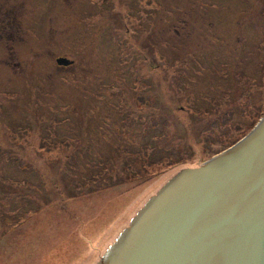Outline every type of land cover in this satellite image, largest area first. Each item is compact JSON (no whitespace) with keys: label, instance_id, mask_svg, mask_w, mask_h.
<instances>
[{"label":"rangeland","instance_id":"374dc122","mask_svg":"<svg viewBox=\"0 0 264 264\" xmlns=\"http://www.w3.org/2000/svg\"><path fill=\"white\" fill-rule=\"evenodd\" d=\"M9 1L32 32L0 39V264H98L264 117V0ZM144 146V179L112 186Z\"/></svg>","mask_w":264,"mask_h":264},{"label":"water","instance_id":"95a60500","mask_svg":"<svg viewBox=\"0 0 264 264\" xmlns=\"http://www.w3.org/2000/svg\"><path fill=\"white\" fill-rule=\"evenodd\" d=\"M98 264H264V117L202 167L175 175Z\"/></svg>","mask_w":264,"mask_h":264},{"label":"trees","instance_id":"16d2710c","mask_svg":"<svg viewBox=\"0 0 264 264\" xmlns=\"http://www.w3.org/2000/svg\"><path fill=\"white\" fill-rule=\"evenodd\" d=\"M262 52H264V49H262ZM224 99H222V98L221 99H213V101L217 100L216 105H219L217 107H221L220 105H225L226 103L224 104L222 101H218V100H224ZM218 109H221V111H222V110H226L227 107L225 109H222V107L221 108H218ZM227 119H226V121H227ZM181 151H183L182 148H180V150H178V153L177 154L181 153ZM140 153L143 154L142 155L143 157H145L147 155V148L145 146L142 147V148H140V150H139L138 153L137 152H130V151H127V150H119V149H116V151L114 152V156L113 157L116 158L115 160H117L119 163L122 164L123 168H122V171L118 172V175L116 177V180L114 181V183L112 182V186H118L119 184H123V182L122 181H119V180H124V182H125V180L126 181H132V180H138V178L144 179V173L146 171H142V170L140 171V170H138V173H136L133 170L134 166H137L138 167V165H139V167H141V168L143 167V170H148L150 167H152L154 165H153L152 162L147 161V163H145L144 162L145 160L144 161L141 160L140 159L141 156L138 155ZM118 154L119 155H123V156L122 157H118ZM174 154L176 155V153H174ZM115 160L114 161H111L110 160V161H108L106 163V167L104 168V169H106V173H105L106 175L107 174L110 175L111 172H112L111 174H113V172H114V163H117ZM129 160H133V164H131L129 162ZM148 173H150V172H148ZM128 175H131L130 179H127ZM102 177L103 176H101L99 178V180L96 181L97 186H101L100 184H101V182L103 180L100 181V179ZM84 181L86 182V179H84ZM90 183H95V182H90ZM107 185H108V183L106 182V185L103 186V187L105 188V187H107Z\"/></svg>","mask_w":264,"mask_h":264},{"label":"flooded vegetation","instance_id":"af4514ba","mask_svg":"<svg viewBox=\"0 0 264 264\" xmlns=\"http://www.w3.org/2000/svg\"><path fill=\"white\" fill-rule=\"evenodd\" d=\"M21 8L20 5H14L12 1L0 0V39L10 37L14 43L22 39L23 31L27 34L32 32V29L24 25L23 18L19 15ZM6 46L0 43L1 51H7Z\"/></svg>","mask_w":264,"mask_h":264}]
</instances>
